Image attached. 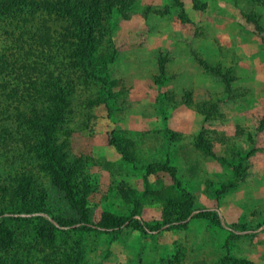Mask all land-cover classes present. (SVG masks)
Wrapping results in <instances>:
<instances>
[{
  "label": "rangeland",
  "instance_id": "1",
  "mask_svg": "<svg viewBox=\"0 0 264 264\" xmlns=\"http://www.w3.org/2000/svg\"><path fill=\"white\" fill-rule=\"evenodd\" d=\"M183 5L136 0L127 17L116 11L112 45L99 51L105 57L111 46L116 51L106 62L110 85L78 70L71 75L64 117L75 179L88 187L89 225L124 220L115 231L80 230L78 222L61 226L53 218L80 216L20 127L17 113L30 115L36 95L22 85L18 95L0 94V216L13 218L8 226L24 254L22 264H234L229 257L264 264V29L247 17L254 14L264 28V3ZM20 31L0 26V53L9 60L29 42L26 33L15 45ZM198 58L229 70V88ZM96 59L102 57L94 59L99 70ZM210 101L216 107L206 117L199 107ZM199 134L214 155L196 146ZM157 163L173 166L177 181L148 167ZM26 172L33 176V193L19 199L12 191ZM177 190L191 196L192 212L184 221H175L181 212ZM207 209L218 214L219 224L195 217ZM134 219L161 226L142 233L132 227ZM48 222L58 229L51 241L40 235ZM71 252L79 255L76 262Z\"/></svg>",
  "mask_w": 264,
  "mask_h": 264
},
{
  "label": "trees",
  "instance_id": "2",
  "mask_svg": "<svg viewBox=\"0 0 264 264\" xmlns=\"http://www.w3.org/2000/svg\"><path fill=\"white\" fill-rule=\"evenodd\" d=\"M173 1L179 8H183V0ZM135 2L136 0H0V26L4 24L12 26L13 29H21L19 37L15 38V45L21 43V35L29 33L26 48L21 46L22 51L15 60H9L5 57V53H0V94L4 97L18 95L22 85L21 90L36 95V98L32 99L30 115L27 116L20 111L17 117L21 120L20 127L23 128L25 136L32 139L28 140L32 141L31 149L36 150L46 159V166L53 182L65 194L70 205L78 211L80 217L77 221L53 216L61 226H71L78 222L80 230L101 231L102 228H110L115 231L124 222L120 218H113L89 225L86 206L88 187L84 182L77 183L75 179L72 167L73 155L67 150L69 142L66 135L69 130L64 114L69 112L68 94L73 89L74 82L71 75L74 70L80 71L81 75L85 74V79L95 78L105 85H110L107 63L113 61L116 51L111 46L112 52L109 57L102 56L99 51L103 44L110 45L113 40L111 29L113 14L117 11L127 17V12ZM260 2L264 3V0ZM182 15H184L183 11ZM247 17L256 22L258 29H264L254 14ZM97 55L102 57L100 62L95 60V63L101 64L99 70L93 66ZM67 58L68 61L65 62ZM166 61L167 58L163 55L158 59L161 72H164ZM198 62L206 71L220 77L229 88L230 78L227 76L229 70L223 71L220 66L211 65L201 58H198ZM156 80L160 82L158 78ZM109 91L110 88L108 95ZM35 101H39L42 107H36ZM215 107L212 101L202 102L199 110L208 117L213 115ZM1 139L4 140L2 136ZM110 142L115 147L119 145L116 136H112ZM196 146L205 154L214 155L209 144L204 143L202 134L198 135ZM148 167L152 170H160L177 181L173 166L157 163ZM234 168L239 172L242 166L238 164L234 165ZM24 174L26 175L23 176V180L12 191V194L19 199H24L33 193L31 187L33 176L28 172ZM176 193L181 212L175 221H184L192 212L191 196L185 190L182 192L177 190ZM38 208L42 209V206L39 205ZM195 217L209 219L215 224L220 223V217L214 210H201L195 214ZM9 219L13 218L0 216V264H22L21 258L24 254L21 253L15 232L8 226ZM131 223L133 228L142 233L147 229L158 230L161 226L159 223L144 224L136 219ZM48 224L49 228H44L46 232L44 229L40 230V235L51 241L52 235H55L54 230L58 229L55 225L49 222ZM170 225L174 227L178 224L171 222ZM78 257L79 255L71 252L70 258L74 262ZM228 261L234 264H252L249 260L232 257H229Z\"/></svg>",
  "mask_w": 264,
  "mask_h": 264
}]
</instances>
